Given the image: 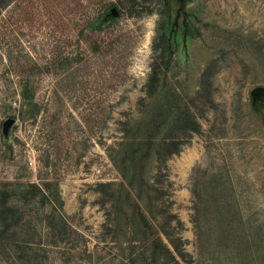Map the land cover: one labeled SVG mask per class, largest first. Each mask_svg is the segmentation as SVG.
Here are the masks:
<instances>
[{"label":"rangeland","instance_id":"374dc122","mask_svg":"<svg viewBox=\"0 0 264 264\" xmlns=\"http://www.w3.org/2000/svg\"><path fill=\"white\" fill-rule=\"evenodd\" d=\"M136 1L0 9V190L21 219L0 237V264H148V240L104 226L95 187L120 179L109 148L142 108L165 7L175 44L163 99L189 96L201 131L167 162L175 257L162 264H264V96L252 95L264 87V0ZM113 4L123 17L92 32Z\"/></svg>","mask_w":264,"mask_h":264},{"label":"trees","instance_id":"16d2710c","mask_svg":"<svg viewBox=\"0 0 264 264\" xmlns=\"http://www.w3.org/2000/svg\"><path fill=\"white\" fill-rule=\"evenodd\" d=\"M5 1L0 0V9L6 5ZM133 2L138 4L136 0ZM113 7L119 12L117 17L110 15ZM169 9H163L164 20L160 23L156 39L159 53L146 82V97L140 101L142 108L138 116L120 121V140L115 147L109 148L110 160L120 179L99 182L95 187L102 196L101 203L110 205L104 226L110 231H118L125 225L124 232L127 237L131 235V240L136 237L148 240V264H162L164 260L175 257L164 241V237L170 235L164 222L172 225V220L176 219L170 207L163 204V199L170 195L165 188L169 177L167 162L182 151L189 136L201 131L189 96L177 95L174 102L168 105L163 99L162 92L168 86L164 76L170 68L175 44V25ZM122 17L123 11L113 4L99 12L88 27L92 32H101ZM195 31L198 30L190 26L186 29L192 36L196 35ZM79 35L83 37L84 31L81 30ZM91 47L96 53L101 49L97 42ZM176 101L180 102L179 105H173ZM11 195L10 191L0 190L2 239L21 221L15 207L10 205ZM175 251L181 253L179 248Z\"/></svg>","mask_w":264,"mask_h":264},{"label":"water","instance_id":"95a60500","mask_svg":"<svg viewBox=\"0 0 264 264\" xmlns=\"http://www.w3.org/2000/svg\"><path fill=\"white\" fill-rule=\"evenodd\" d=\"M110 15L117 17L119 15V12L117 10L116 7H113ZM252 95L257 97V96H264V87H257L252 91ZM15 123V119L14 118H8L4 124H3V133L5 136L9 135V130L11 128V126Z\"/></svg>","mask_w":264,"mask_h":264}]
</instances>
